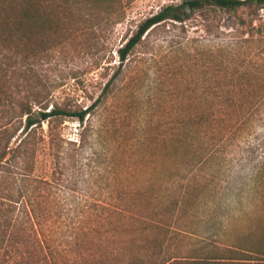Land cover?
<instances>
[{
	"label": "rangeland",
	"instance_id": "obj_1",
	"mask_svg": "<svg viewBox=\"0 0 264 264\" xmlns=\"http://www.w3.org/2000/svg\"><path fill=\"white\" fill-rule=\"evenodd\" d=\"M181 1L125 0L117 23L75 18V42L40 66L55 100L81 106L115 74L97 117L62 125L75 143L86 126L41 224L62 261L159 262L192 254L198 240L264 248V6L160 27L119 64L137 26ZM106 47L110 62H99ZM37 160L38 175L50 171L46 143Z\"/></svg>",
	"mask_w": 264,
	"mask_h": 264
},
{
	"label": "trees",
	"instance_id": "obj_2",
	"mask_svg": "<svg viewBox=\"0 0 264 264\" xmlns=\"http://www.w3.org/2000/svg\"><path fill=\"white\" fill-rule=\"evenodd\" d=\"M123 1L0 0V264H264L260 246H208L203 240L193 242L198 246L192 254L168 256L159 262L135 255L105 260L96 253L62 261L61 253L48 244L51 240L47 241L41 224L53 209L54 190L63 182L58 170L73 163L71 146L82 144L86 128L75 143L63 139L62 125L66 119L84 124L97 117L113 93L115 74L95 100L81 106L55 100L54 87L42 78L40 66L55 48L75 42L80 28L74 20L88 17L93 21L102 15L100 22L109 24L118 16L117 23L123 19ZM243 6L261 8L264 0H182L164 6L145 18L116 50L119 64L128 63L137 47L160 27L184 29L198 24L205 13L235 12ZM108 53L106 47L98 61ZM106 60L110 62L109 57ZM110 67L105 66L100 77ZM43 143L49 150L50 171L38 175L37 157Z\"/></svg>",
	"mask_w": 264,
	"mask_h": 264
}]
</instances>
